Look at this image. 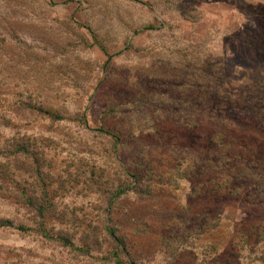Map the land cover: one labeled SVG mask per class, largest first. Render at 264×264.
<instances>
[{
  "label": "rangeland",
  "instance_id": "1",
  "mask_svg": "<svg viewBox=\"0 0 264 264\" xmlns=\"http://www.w3.org/2000/svg\"><path fill=\"white\" fill-rule=\"evenodd\" d=\"M250 44L264 50V0H0V159L15 192L0 191L13 223L0 264H264L237 200L208 222L214 198L191 194L201 171L139 192L110 165L144 130L139 157L183 168L194 140L167 97L251 58ZM102 124L130 145L114 148Z\"/></svg>",
  "mask_w": 264,
  "mask_h": 264
},
{
  "label": "trees",
  "instance_id": "2",
  "mask_svg": "<svg viewBox=\"0 0 264 264\" xmlns=\"http://www.w3.org/2000/svg\"><path fill=\"white\" fill-rule=\"evenodd\" d=\"M252 46L250 44L248 47L252 50L245 53L251 58L240 63L226 60L213 64L215 73L207 78L194 79L189 84H179L182 90L176 91L174 98L167 97L168 104L174 105L171 103L179 101V105L184 106H176V111L171 113L173 117L164 112L165 116L175 119L182 128L190 130L194 140L191 148L194 149L193 155L186 159L183 168L166 167L156 170L145 157H139L141 151L136 150L137 145L134 143L140 142L143 135H150V131L144 130L132 136L133 147L129 154L124 149H119L110 165L113 170L130 177L133 183L131 188L139 192L150 190L151 180L162 184H176L178 178H191L201 171L200 181L193 185L191 194L207 193L210 199L214 198L208 222L212 225L220 222L221 213L230 206V203L226 204L223 200L234 199L239 203L238 206H232L242 216L248 219L255 217V222L248 224L246 230L249 229L252 236L261 239L264 222L260 226L258 219L264 217V160L257 156V151L264 148V64L258 58L264 56V50L259 51V48ZM185 86L190 89L183 90ZM111 128L114 127L105 128L102 124L98 129L113 137L114 148L116 145L125 146L126 140L122 138L127 130L121 128L114 134L111 133ZM129 145L130 143L126 146ZM17 149L27 151L25 146H16L11 152L17 153ZM132 152L136 153L131 155ZM120 155H126L125 161L120 159ZM9 176L7 162L0 159V191L14 195L13 189L4 182ZM201 184L207 186V190L200 188ZM120 191L118 189L110 194L115 197L114 201L120 200ZM237 224L244 226L241 220ZM12 225L8 219H0L1 228ZM38 231L47 236L42 228ZM108 233L117 239L113 229ZM243 234L245 236L248 233ZM62 240L64 244L73 246L68 237Z\"/></svg>",
  "mask_w": 264,
  "mask_h": 264
}]
</instances>
